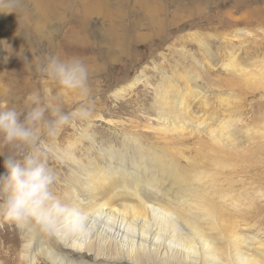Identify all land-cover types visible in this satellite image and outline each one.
<instances>
[{"label": "bare ground", "instance_id": "bare-ground-1", "mask_svg": "<svg viewBox=\"0 0 264 264\" xmlns=\"http://www.w3.org/2000/svg\"><path fill=\"white\" fill-rule=\"evenodd\" d=\"M232 29L239 43L251 35ZM232 44H224L232 58L221 64L225 85H197V71L182 75L187 85L154 89L156 124L146 117L118 128L96 115L121 137L117 147L90 135L94 117L64 144H50L55 162L69 165L66 183L42 198L11 195L23 213L9 210L21 230V264H264V241L251 234L240 203L255 182L251 171L264 167V115L245 121L235 90H261L264 98V70L234 62ZM204 50L216 62L206 43ZM137 80L113 96L127 95Z\"/></svg>", "mask_w": 264, "mask_h": 264}, {"label": "rangeland", "instance_id": "rangeland-1", "mask_svg": "<svg viewBox=\"0 0 264 264\" xmlns=\"http://www.w3.org/2000/svg\"><path fill=\"white\" fill-rule=\"evenodd\" d=\"M232 26L251 35L239 43ZM230 38L226 50L237 55L234 62L262 73L264 0H0V264H21V230L9 210L22 209L11 195L42 198L66 183L69 165L55 162L50 144H64L94 117L90 135L117 147L121 137L96 115L118 128L122 120L146 117L156 124L149 107L154 91L187 85L184 73L201 72L197 85H225L221 64L232 59L223 55ZM204 43L216 62L207 59ZM137 77L127 95L113 96ZM235 90L242 93L238 110L245 121L264 115L261 90ZM258 167L240 203L251 234L264 241V167Z\"/></svg>", "mask_w": 264, "mask_h": 264}]
</instances>
